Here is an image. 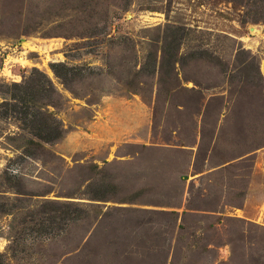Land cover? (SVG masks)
<instances>
[{
  "label": "rangeland",
  "instance_id": "1",
  "mask_svg": "<svg viewBox=\"0 0 264 264\" xmlns=\"http://www.w3.org/2000/svg\"><path fill=\"white\" fill-rule=\"evenodd\" d=\"M0 264H264V0H0Z\"/></svg>",
  "mask_w": 264,
  "mask_h": 264
}]
</instances>
